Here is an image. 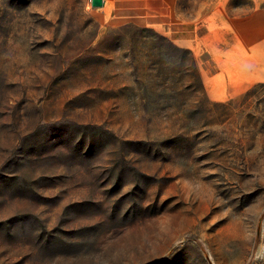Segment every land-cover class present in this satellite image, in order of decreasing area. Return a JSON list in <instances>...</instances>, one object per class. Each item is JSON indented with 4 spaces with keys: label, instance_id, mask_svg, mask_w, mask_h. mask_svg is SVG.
<instances>
[{
    "label": "rangeland",
    "instance_id": "obj_1",
    "mask_svg": "<svg viewBox=\"0 0 264 264\" xmlns=\"http://www.w3.org/2000/svg\"><path fill=\"white\" fill-rule=\"evenodd\" d=\"M263 34L264 0H0V264H264Z\"/></svg>",
    "mask_w": 264,
    "mask_h": 264
},
{
    "label": "crops",
    "instance_id": "obj_2",
    "mask_svg": "<svg viewBox=\"0 0 264 264\" xmlns=\"http://www.w3.org/2000/svg\"><path fill=\"white\" fill-rule=\"evenodd\" d=\"M261 76L262 74L259 71L257 72V71L248 70L245 74L242 75V81L238 88L232 87V85H230V83L225 80L223 81L217 80V85L214 89L215 91L214 90L212 91L211 89H209V86H208V92L212 98L224 99V98L231 96L233 93L242 92L246 90L254 82L260 80Z\"/></svg>",
    "mask_w": 264,
    "mask_h": 264
},
{
    "label": "water",
    "instance_id": "obj_3",
    "mask_svg": "<svg viewBox=\"0 0 264 264\" xmlns=\"http://www.w3.org/2000/svg\"><path fill=\"white\" fill-rule=\"evenodd\" d=\"M92 4L95 7H101L104 5V0H92Z\"/></svg>",
    "mask_w": 264,
    "mask_h": 264
}]
</instances>
